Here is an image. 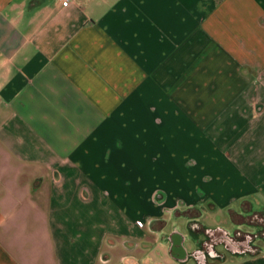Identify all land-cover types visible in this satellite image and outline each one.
Wrapping results in <instances>:
<instances>
[{
    "label": "crops",
    "instance_id": "0c3cea01",
    "mask_svg": "<svg viewBox=\"0 0 264 264\" xmlns=\"http://www.w3.org/2000/svg\"><path fill=\"white\" fill-rule=\"evenodd\" d=\"M0 264H264V0H0Z\"/></svg>",
    "mask_w": 264,
    "mask_h": 264
},
{
    "label": "built area",
    "instance_id": "2783aa9c",
    "mask_svg": "<svg viewBox=\"0 0 264 264\" xmlns=\"http://www.w3.org/2000/svg\"><path fill=\"white\" fill-rule=\"evenodd\" d=\"M70 0H59V4L61 6H66L68 3H69ZM135 224L140 227L141 226V223L139 221H136Z\"/></svg>",
    "mask_w": 264,
    "mask_h": 264
}]
</instances>
